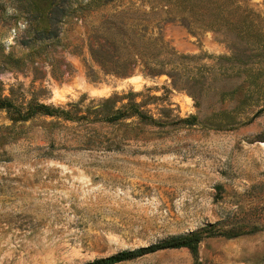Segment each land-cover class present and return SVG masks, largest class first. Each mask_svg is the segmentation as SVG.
<instances>
[{"label": "rangeland", "instance_id": "rangeland-1", "mask_svg": "<svg viewBox=\"0 0 264 264\" xmlns=\"http://www.w3.org/2000/svg\"><path fill=\"white\" fill-rule=\"evenodd\" d=\"M184 1L72 0L92 3L62 25L50 60L0 70L4 94L12 90L16 103H71L92 118L88 105L133 89L157 95L147 108L171 122L145 127V137L119 150H97L82 141L112 131L107 124L51 126L54 118L38 115L13 126L9 115L21 109L0 108V264H82L191 230L208 232L209 225L234 235L203 237L197 264H264V85L235 77L250 67L264 70V53L247 65L228 62L233 52L248 57L246 42L233 29L201 23ZM233 1L264 17V0ZM16 5L0 0V45L21 56L26 18ZM109 50L137 61L123 75L109 72L116 70L114 53V62H103ZM91 51L105 55L100 60ZM139 52L153 54L161 72L144 74L150 57ZM113 264L195 259L180 246Z\"/></svg>", "mask_w": 264, "mask_h": 264}, {"label": "trees", "instance_id": "trees-1", "mask_svg": "<svg viewBox=\"0 0 264 264\" xmlns=\"http://www.w3.org/2000/svg\"><path fill=\"white\" fill-rule=\"evenodd\" d=\"M210 1V3H208ZM198 0L197 2L186 0L184 3L188 11L197 16V19L202 23L205 21L208 26H215L216 28H230L233 29L241 41L246 42V49H249L248 57L244 60L237 56L236 52H233L232 56L228 57V62L247 65L250 58H258L264 53V17L261 13L255 11L253 8L238 3L239 1L233 0ZM244 1V0H240ZM77 3V1H75ZM77 4L73 5L72 0H17L16 10L22 11L25 14L26 27L24 34L21 36V43L26 48V52L21 56H16L13 51L4 52L0 45V70L16 68L20 69L25 67L26 63L33 64L34 58L42 57L43 60H50L49 47L60 44V33L62 25L66 23V20L71 18L73 14L83 9H88L90 4ZM208 3V6L205 5ZM237 17L234 23H231V17ZM262 21V25H261ZM223 26V27H222ZM64 46V45H61ZM114 52L108 51L103 62H114L109 58ZM91 54H96L101 60L104 56V52L91 51ZM116 55V63L114 64L116 70L109 69V72H114L118 75L126 73V69L129 66V61L132 59L136 62L135 55L119 52L114 53ZM139 56H149L148 61H145L144 74H154L161 72L162 65L153 63L155 56L149 52H139ZM25 56V57H22ZM138 57V56H137ZM119 62V63H118ZM104 64V63H103ZM239 68V66H237ZM174 74L175 69H171ZM91 76L95 78V74ZM242 76L251 79L250 84L257 81L259 85H264V70L261 67L246 68L243 69V74L238 73L235 75L237 79ZM256 83V84H257ZM0 82V108L12 107L14 105L21 110L17 115H9V119L12 121L13 126L16 124L30 120L35 116H48L54 118L53 121H49L48 124L56 126V124H62L63 121H77L80 119H88L92 123L100 125L107 124L112 127V131L106 135L101 136L92 135L86 137L84 147L88 149L97 150H119L131 142H138L140 137H145L147 130L145 127L164 126L171 124V122L162 120L160 117H156L147 106L159 99L157 95L142 91H134L130 89L128 91L115 92L113 95L101 98L97 104L88 105L84 111L92 115L89 118L85 114H80L76 104H68L69 108L62 106H55L44 102H38L34 100H27L23 103L14 102L12 96V90L10 95L4 94V88L1 87ZM249 85V83H248ZM240 93L244 90L241 85L238 86ZM248 92V90H246ZM258 92V91H257ZM256 91H249L248 96H259ZM239 93V94H240ZM264 96V95H263ZM13 97V98H12ZM14 103V105H12ZM6 104V105H5ZM162 110H168L163 107ZM82 112V110H81ZM161 112V111H160ZM88 117V118H87ZM120 132L117 133V130ZM17 134L16 131H13ZM208 226V232L201 229L191 230L187 233L176 234L168 238L150 243L144 246H138L135 248L121 249L115 253L108 254L106 256L96 257L94 259L83 262L82 264H113L122 260L131 259L140 255H144L150 252H154L164 248L186 246L193 254L195 264H197V250L199 242L206 235L219 233L226 234L227 236H233L234 233L227 231H215Z\"/></svg>", "mask_w": 264, "mask_h": 264}]
</instances>
